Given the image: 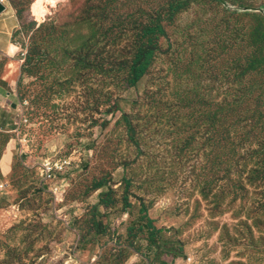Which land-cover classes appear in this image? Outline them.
Returning <instances> with one entry per match:
<instances>
[{
    "label": "rangeland",
    "instance_id": "1",
    "mask_svg": "<svg viewBox=\"0 0 264 264\" xmlns=\"http://www.w3.org/2000/svg\"><path fill=\"white\" fill-rule=\"evenodd\" d=\"M11 1L0 264H264V0ZM44 160L72 165L46 186Z\"/></svg>",
    "mask_w": 264,
    "mask_h": 264
},
{
    "label": "crops",
    "instance_id": "2",
    "mask_svg": "<svg viewBox=\"0 0 264 264\" xmlns=\"http://www.w3.org/2000/svg\"><path fill=\"white\" fill-rule=\"evenodd\" d=\"M6 5V10L0 14V57L10 56L16 45L18 33L22 27V21L11 0H0ZM19 100L12 92L3 94L0 92V132L12 134L11 121L14 119V109L17 110ZM7 152L5 153V155ZM0 161V184L6 183L14 171L12 160L7 161L6 169L4 157Z\"/></svg>",
    "mask_w": 264,
    "mask_h": 264
},
{
    "label": "trees",
    "instance_id": "3",
    "mask_svg": "<svg viewBox=\"0 0 264 264\" xmlns=\"http://www.w3.org/2000/svg\"><path fill=\"white\" fill-rule=\"evenodd\" d=\"M187 1L190 0H179L176 3V7L183 5ZM222 1V0H218ZM160 13L156 12L153 15V18L150 23H148L144 27V38L147 39L146 45L142 46L137 54L135 55L132 64L130 66L129 74L131 76L132 86L136 85L137 82L145 75L146 71L150 67L155 55L159 51L158 45L154 42L159 36H165V30L161 23ZM122 118L124 122L127 124L128 130L132 129V125L128 115L125 112H122ZM145 208L142 206V210ZM148 228L150 230L149 240L151 241V245L156 244V231L151 225V221H148ZM152 230V231H151ZM161 232H159L160 234ZM160 248V247H159ZM180 253H177V256Z\"/></svg>",
    "mask_w": 264,
    "mask_h": 264
},
{
    "label": "built area",
    "instance_id": "4",
    "mask_svg": "<svg viewBox=\"0 0 264 264\" xmlns=\"http://www.w3.org/2000/svg\"><path fill=\"white\" fill-rule=\"evenodd\" d=\"M71 162L67 161H54L44 160L43 164L40 166L41 170V180L43 184L49 186L50 183H55L59 177L64 176L68 173L71 166Z\"/></svg>",
    "mask_w": 264,
    "mask_h": 264
},
{
    "label": "water",
    "instance_id": "5",
    "mask_svg": "<svg viewBox=\"0 0 264 264\" xmlns=\"http://www.w3.org/2000/svg\"><path fill=\"white\" fill-rule=\"evenodd\" d=\"M5 10H6V5L0 2V14L3 13Z\"/></svg>",
    "mask_w": 264,
    "mask_h": 264
},
{
    "label": "bare ground",
    "instance_id": "6",
    "mask_svg": "<svg viewBox=\"0 0 264 264\" xmlns=\"http://www.w3.org/2000/svg\"><path fill=\"white\" fill-rule=\"evenodd\" d=\"M14 50V47H13V49H12V51Z\"/></svg>",
    "mask_w": 264,
    "mask_h": 264
}]
</instances>
